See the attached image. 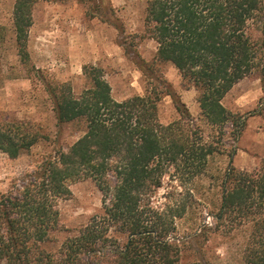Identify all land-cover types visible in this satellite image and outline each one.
I'll return each mask as SVG.
<instances>
[{
  "label": "trees",
  "instance_id": "obj_1",
  "mask_svg": "<svg viewBox=\"0 0 264 264\" xmlns=\"http://www.w3.org/2000/svg\"><path fill=\"white\" fill-rule=\"evenodd\" d=\"M41 0H16L13 33L18 55L29 60L34 8ZM144 38L157 44L150 63L135 64L147 87L143 96L118 101L103 69L85 67L90 83L80 94L71 84L50 85L61 127L81 124L84 134L46 158L24 184L0 196V264H211L203 253L207 233L200 224L187 236L178 231L195 198L174 203L172 192L157 201L168 178L178 187L207 176L210 159L222 154L227 136L238 142L249 116L229 111L223 100L244 78L259 73L263 97L252 115L264 119V0H148ZM259 38L254 39L252 32ZM4 35L0 29V43ZM169 63L199 92L204 121L219 141L207 140L180 96L155 65ZM173 99L180 118L159 119V103ZM0 121V152L17 157L45 138L39 131ZM236 154L233 152L231 157ZM91 180L102 194L103 211L55 252L43 245L59 226L58 204L71 185ZM216 229L248 225L246 264H264V167L230 166L224 174ZM176 189V188H175ZM195 246L196 260L184 261Z\"/></svg>",
  "mask_w": 264,
  "mask_h": 264
},
{
  "label": "rangeland",
  "instance_id": "obj_2",
  "mask_svg": "<svg viewBox=\"0 0 264 264\" xmlns=\"http://www.w3.org/2000/svg\"><path fill=\"white\" fill-rule=\"evenodd\" d=\"M16 0H0V121L21 127L24 132L39 131L45 138L29 151L17 157L0 152V196L23 185L26 175L54 155L59 147L67 148L84 134L81 124L58 125L50 85L71 84L75 94L90 87L84 71L87 66L103 69L118 101L145 94L143 73L135 64L138 57L152 62L157 52L155 41L144 38V19L148 0H41L33 12L34 24L28 38L29 60L24 63L18 55L13 33V9ZM254 39L259 33L253 31ZM180 96L194 122L207 140L219 141L216 130L201 116L199 92L188 87L179 71L171 64L155 65ZM263 97L262 83L257 71L240 81L224 98L223 105L232 113L249 116L247 126L238 142L227 136L222 154L209 162L203 179L172 187L167 178L157 201L172 192L174 203L193 195L190 214L178 220L181 236L192 234L200 224L213 230L207 233L203 253L211 264H246L244 250L249 238L248 225L232 230L229 226L216 229L213 217L218 211L224 174L230 166L254 171L264 167V119L252 115ZM180 118L169 96L159 103V119L169 124ZM235 152L231 157V154ZM176 188V189H175ZM72 196L60 201L59 226L43 247L55 252L70 236L76 235L89 220L103 211L102 194L91 180L70 187ZM195 246L185 250L184 261L196 260Z\"/></svg>",
  "mask_w": 264,
  "mask_h": 264
}]
</instances>
